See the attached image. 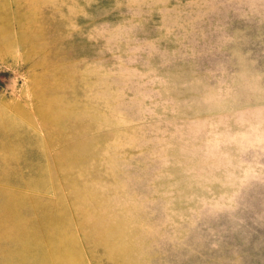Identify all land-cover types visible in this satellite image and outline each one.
Returning a JSON list of instances; mask_svg holds the SVG:
<instances>
[{
	"label": "rangeland",
	"instance_id": "374dc122",
	"mask_svg": "<svg viewBox=\"0 0 264 264\" xmlns=\"http://www.w3.org/2000/svg\"><path fill=\"white\" fill-rule=\"evenodd\" d=\"M0 264H264V0H0Z\"/></svg>",
	"mask_w": 264,
	"mask_h": 264
}]
</instances>
